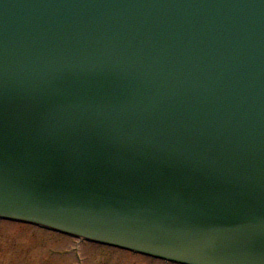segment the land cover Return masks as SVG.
<instances>
[{"label": "water", "instance_id": "water-1", "mask_svg": "<svg viewBox=\"0 0 264 264\" xmlns=\"http://www.w3.org/2000/svg\"><path fill=\"white\" fill-rule=\"evenodd\" d=\"M0 218L264 264V0H0Z\"/></svg>", "mask_w": 264, "mask_h": 264}, {"label": "rangeland", "instance_id": "rangeland-1", "mask_svg": "<svg viewBox=\"0 0 264 264\" xmlns=\"http://www.w3.org/2000/svg\"><path fill=\"white\" fill-rule=\"evenodd\" d=\"M0 264H174L30 224L0 219Z\"/></svg>", "mask_w": 264, "mask_h": 264}]
</instances>
